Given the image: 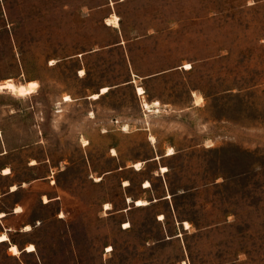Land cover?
Instances as JSON below:
<instances>
[{
  "label": "rangeland",
  "instance_id": "374dc122",
  "mask_svg": "<svg viewBox=\"0 0 264 264\" xmlns=\"http://www.w3.org/2000/svg\"><path fill=\"white\" fill-rule=\"evenodd\" d=\"M7 78L39 87L6 139L59 167L41 264H264V0H0Z\"/></svg>",
  "mask_w": 264,
  "mask_h": 264
},
{
  "label": "crops",
  "instance_id": "0c3cea01",
  "mask_svg": "<svg viewBox=\"0 0 264 264\" xmlns=\"http://www.w3.org/2000/svg\"><path fill=\"white\" fill-rule=\"evenodd\" d=\"M139 87L142 86L136 87L137 92ZM96 93H99L96 97L99 98L105 92ZM144 93L145 89L139 94ZM92 95L90 97L96 99ZM145 102L151 107L157 105L156 102L160 104L158 100L152 104L144 100V106ZM0 130V264H28V258L41 264L38 242L34 237H37L36 229L44 219L35 213V203L51 204L60 198L55 180L59 167L46 152L44 139L14 147L6 139L3 129ZM4 236L8 239H1ZM29 244L36 248L28 250ZM13 245L18 247L19 253L12 252Z\"/></svg>",
  "mask_w": 264,
  "mask_h": 264
},
{
  "label": "bare ground",
  "instance_id": "6f19581e",
  "mask_svg": "<svg viewBox=\"0 0 264 264\" xmlns=\"http://www.w3.org/2000/svg\"><path fill=\"white\" fill-rule=\"evenodd\" d=\"M107 23H113L115 25H118L119 20H118L117 15H113V17L107 18ZM190 67H191V64L190 63H186L185 68H190ZM38 87H39V85H38V82L36 80H29V81L26 82V84H22V83L17 84L12 78H7V79H5L3 81H0V90H9V91H11V92H13L14 94H17V95H29V94H32V93L37 91ZM108 89H109V87L105 86V87L102 88L101 92H106ZM138 92L139 93H143L144 89L142 87H139L138 88ZM98 96H99V93H95V94L92 95V97H95V98L98 97ZM64 99H65V101H69V100L72 99V97L70 95H65ZM200 99H202V97H199L197 99V101H199ZM156 104L159 105L158 102H156ZM145 106L147 108L151 107L150 104H148L147 102H145ZM0 134H1V131H0ZM152 139H154L153 136H152ZM87 143H88V141H85L84 144L86 145ZM115 153H116L115 149H113V154H115ZM171 153H173V148L170 147L168 149V154H171ZM140 164H141L140 162H137L135 164V166L137 168H140ZM163 170H167V168L165 166H163ZM98 179H100V178H97V180ZM128 183L129 182H126V184H128ZM150 185H151L150 181H146L145 186L148 187ZM127 200H128V202L132 201L130 196L128 197ZM135 202H136V205L142 206V205H146L148 203V200H146V199H137ZM105 207H106V209H110L111 208L110 203H106ZM160 217L162 218L163 216H160ZM184 223H185L186 227L190 226L189 221H185ZM26 227L28 229H30L29 226H26ZM1 239L7 240L8 237L4 236ZM35 248L36 247H35L34 244H29L27 246V249L30 250V251L34 250ZM110 249H111V247H108V250H110ZM11 250L15 254L19 253V249H18V247L16 245H13Z\"/></svg>",
  "mask_w": 264,
  "mask_h": 264
}]
</instances>
